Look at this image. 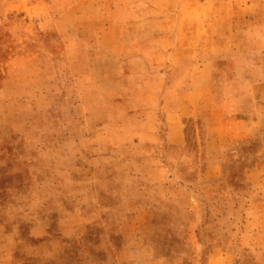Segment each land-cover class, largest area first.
<instances>
[{"label": "rangeland", "instance_id": "374dc122", "mask_svg": "<svg viewBox=\"0 0 264 264\" xmlns=\"http://www.w3.org/2000/svg\"><path fill=\"white\" fill-rule=\"evenodd\" d=\"M259 151L264 0H0V264H255Z\"/></svg>", "mask_w": 264, "mask_h": 264}, {"label": "crops", "instance_id": "0c3cea01", "mask_svg": "<svg viewBox=\"0 0 264 264\" xmlns=\"http://www.w3.org/2000/svg\"><path fill=\"white\" fill-rule=\"evenodd\" d=\"M252 159H257V167L253 166L249 161ZM254 164V163H253ZM247 186V188H246ZM240 198L235 197V193L228 190L227 197L221 198L216 202V208L219 207L221 210V215L219 222L224 224L225 228L233 229L235 226L236 220L231 217L229 208L231 205H240L241 203L245 204L247 202V231H243V235H247L244 243L247 245V252L257 253L258 257L255 259V264H264V153L255 152L251 154L247 152V183H244ZM239 188V187H238ZM245 189V190H244ZM244 190V191H243ZM235 194V195H234ZM242 200V202H241ZM247 200V201H246ZM225 206H227L226 213L224 214ZM224 207V209H223ZM244 230V229H242ZM244 244V245H245Z\"/></svg>", "mask_w": 264, "mask_h": 264}]
</instances>
